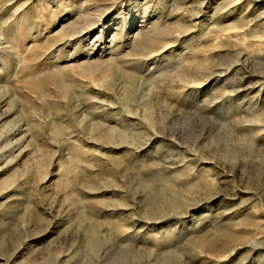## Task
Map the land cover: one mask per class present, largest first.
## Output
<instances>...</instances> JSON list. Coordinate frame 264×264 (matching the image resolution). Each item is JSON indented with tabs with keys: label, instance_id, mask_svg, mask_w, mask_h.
Listing matches in <instances>:
<instances>
[{
	"label": "rangeland",
	"instance_id": "rangeland-1",
	"mask_svg": "<svg viewBox=\"0 0 264 264\" xmlns=\"http://www.w3.org/2000/svg\"><path fill=\"white\" fill-rule=\"evenodd\" d=\"M0 264H264V0H0Z\"/></svg>",
	"mask_w": 264,
	"mask_h": 264
},
{
	"label": "bare ground",
	"instance_id": "bare-ground-1",
	"mask_svg": "<svg viewBox=\"0 0 264 264\" xmlns=\"http://www.w3.org/2000/svg\"><path fill=\"white\" fill-rule=\"evenodd\" d=\"M80 8H81V7H80ZM82 11H83V10H82ZM141 22H142V21H141ZM72 24H73V23L70 22V23L68 24V26L65 27V29H66V30H67L68 28H69V29H72V27H73ZM91 24H92V23H91ZM92 25H94V24H92ZM143 25H144V24H143ZM65 29H64V30H65ZM141 29H142V28H141ZM141 29H140V30H141ZM84 31H85V30H84ZM112 35H114V34H112ZM89 63H91V62H89ZM101 63H102V62H101ZM92 64H93V63H91V65H92ZM95 64H96V63H95ZM88 65H89V64H88ZM91 65H90V66H91ZM78 66H79V65H78ZM83 66H86L85 63H84ZM65 67H66V66H65ZM65 67H64V68H65ZM85 68H86V67H85ZM87 70H88V71H91V70H89V69H87ZM83 72H86V71H83ZM86 73H87V72H86ZM191 81H192V82H197L198 79H197V78H194V79H192ZM123 136H124V135H123ZM117 137H118V136H117ZM120 137H121V136H120ZM121 138H122V137H121ZM121 138H120V139H121ZM122 139H123V138H122ZM122 141H124V139H123ZM120 143H122V142H119V144H120ZM123 144H124V142H123Z\"/></svg>",
	"mask_w": 264,
	"mask_h": 264
}]
</instances>
